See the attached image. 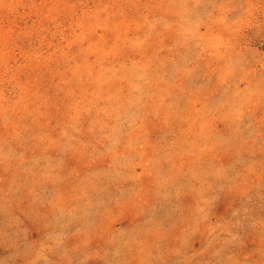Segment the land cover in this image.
Instances as JSON below:
<instances>
[{"label":"rangeland","instance_id":"1","mask_svg":"<svg viewBox=\"0 0 264 264\" xmlns=\"http://www.w3.org/2000/svg\"><path fill=\"white\" fill-rule=\"evenodd\" d=\"M0 264H264V0H0Z\"/></svg>","mask_w":264,"mask_h":264}]
</instances>
